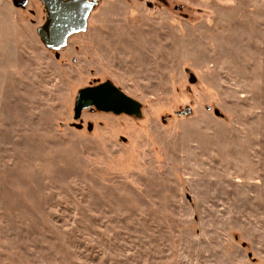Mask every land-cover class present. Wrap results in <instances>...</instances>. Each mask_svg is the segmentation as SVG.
<instances>
[{
	"label": "rangeland",
	"instance_id": "374dc122",
	"mask_svg": "<svg viewBox=\"0 0 264 264\" xmlns=\"http://www.w3.org/2000/svg\"><path fill=\"white\" fill-rule=\"evenodd\" d=\"M92 10L57 57L0 0V264H264V0ZM108 81L139 112L77 120Z\"/></svg>",
	"mask_w": 264,
	"mask_h": 264
},
{
	"label": "water",
	"instance_id": "95a60500",
	"mask_svg": "<svg viewBox=\"0 0 264 264\" xmlns=\"http://www.w3.org/2000/svg\"><path fill=\"white\" fill-rule=\"evenodd\" d=\"M30 0H13L16 7L24 8ZM47 12L46 22L38 29V35L48 49L56 52L67 46L69 37L88 29L89 18L97 0H41ZM96 107L104 112H123L135 115L140 102L127 95L112 81L80 89L75 102V118L78 120L82 110ZM81 128L82 124H74ZM92 129V126H89Z\"/></svg>",
	"mask_w": 264,
	"mask_h": 264
},
{
	"label": "flooded vegetation",
	"instance_id": "af4514ba",
	"mask_svg": "<svg viewBox=\"0 0 264 264\" xmlns=\"http://www.w3.org/2000/svg\"><path fill=\"white\" fill-rule=\"evenodd\" d=\"M96 85V84H95ZM82 111H85V109L84 110H82Z\"/></svg>",
	"mask_w": 264,
	"mask_h": 264
}]
</instances>
